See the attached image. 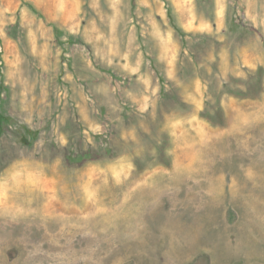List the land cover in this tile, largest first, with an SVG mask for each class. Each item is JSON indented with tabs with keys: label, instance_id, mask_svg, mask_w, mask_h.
Returning a JSON list of instances; mask_svg holds the SVG:
<instances>
[{
	"label": "clouds",
	"instance_id": "9594fccd",
	"mask_svg": "<svg viewBox=\"0 0 264 264\" xmlns=\"http://www.w3.org/2000/svg\"><path fill=\"white\" fill-rule=\"evenodd\" d=\"M0 264H264V0H0Z\"/></svg>",
	"mask_w": 264,
	"mask_h": 264
}]
</instances>
